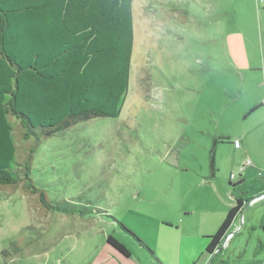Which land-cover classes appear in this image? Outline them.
<instances>
[{
	"label": "rangeland",
	"instance_id": "1",
	"mask_svg": "<svg viewBox=\"0 0 264 264\" xmlns=\"http://www.w3.org/2000/svg\"><path fill=\"white\" fill-rule=\"evenodd\" d=\"M262 2L134 0L130 84L120 116L47 139L31 166L33 184L49 200L102 213L53 215L21 187L10 197L0 192V264H164L157 247L165 227L175 226L169 222L190 213L220 216L229 182L240 178L247 199L264 194ZM263 200L245 215L253 210L258 230ZM119 224L156 260L135 251ZM107 235L132 258L114 252Z\"/></svg>",
	"mask_w": 264,
	"mask_h": 264
},
{
	"label": "trees",
	"instance_id": "2",
	"mask_svg": "<svg viewBox=\"0 0 264 264\" xmlns=\"http://www.w3.org/2000/svg\"><path fill=\"white\" fill-rule=\"evenodd\" d=\"M133 2L0 0V192L5 196L21 187L45 213H102L95 206L49 200L33 184L31 166L47 139L96 118L120 116L130 84ZM228 185L233 196L243 181ZM234 199L236 205L209 238L208 255L220 248L241 212V198ZM106 244L130 257L112 235Z\"/></svg>",
	"mask_w": 264,
	"mask_h": 264
},
{
	"label": "crops",
	"instance_id": "3",
	"mask_svg": "<svg viewBox=\"0 0 264 264\" xmlns=\"http://www.w3.org/2000/svg\"><path fill=\"white\" fill-rule=\"evenodd\" d=\"M261 8L264 10V2H262ZM238 181H244V179L240 178ZM243 186L244 183L237 189L239 193L234 191L233 196L231 190L227 191L229 192L227 201L220 216L205 215L195 217L190 213L183 214L178 218L179 220L176 219L169 222L175 226L165 227L168 233L164 234L162 247H157L160 251L159 253L164 257V264H264V224L262 222L259 230L257 229L258 222L255 219L252 220L251 216L253 210L249 212L247 217L245 216L249 209L254 208L258 203L249 204L252 198L247 199L244 196ZM234 198H241L243 207L241 210L242 217L238 214L228 229L227 233L233 234L231 243L226 249L220 246L217 249L219 250L218 253L214 252L212 255H208L206 254V249L209 244V238L217 233L227 212L236 205ZM247 231H251L253 235L249 239L245 238ZM170 234H174V237H170ZM141 244L143 246L134 243V250L138 249L137 251L144 256H146L144 253L146 251L156 260L150 249L142 242ZM153 252L158 255L155 250ZM129 258H132L131 251Z\"/></svg>",
	"mask_w": 264,
	"mask_h": 264
},
{
	"label": "built area",
	"instance_id": "4",
	"mask_svg": "<svg viewBox=\"0 0 264 264\" xmlns=\"http://www.w3.org/2000/svg\"><path fill=\"white\" fill-rule=\"evenodd\" d=\"M233 144H234L235 147H238V146H239V142H238L237 140H235ZM230 179H234V176L231 175ZM262 199H264V194H261V195L255 196L254 198H252V199L250 200V203H249V204H250V205H253V204L257 203L258 201H260V200H262ZM232 237H233V234H232V233H231V234H228V235L223 239L224 242H222L221 247H222V248H225V247L227 246L228 241H229L230 239H232Z\"/></svg>",
	"mask_w": 264,
	"mask_h": 264
},
{
	"label": "water",
	"instance_id": "5",
	"mask_svg": "<svg viewBox=\"0 0 264 264\" xmlns=\"http://www.w3.org/2000/svg\"><path fill=\"white\" fill-rule=\"evenodd\" d=\"M240 216L242 217V214L241 213H240ZM223 242H224V240H223ZM218 252H219V250L216 251V253H218Z\"/></svg>",
	"mask_w": 264,
	"mask_h": 264
}]
</instances>
